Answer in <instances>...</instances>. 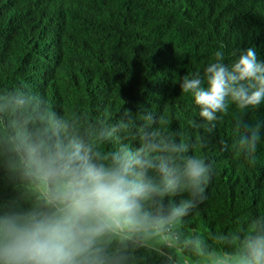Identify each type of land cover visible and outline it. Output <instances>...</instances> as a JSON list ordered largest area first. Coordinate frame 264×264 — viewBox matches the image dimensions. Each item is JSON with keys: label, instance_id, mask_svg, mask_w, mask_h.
Masks as SVG:
<instances>
[{"label": "clouds", "instance_id": "obj_1", "mask_svg": "<svg viewBox=\"0 0 264 264\" xmlns=\"http://www.w3.org/2000/svg\"><path fill=\"white\" fill-rule=\"evenodd\" d=\"M215 53L203 75L179 84L212 133L235 104L264 102V61L247 48L231 64ZM205 84L207 86H205ZM162 115L125 109L106 115L57 111L26 84L0 90V264H264V212L234 229L186 232L207 199L214 161L190 154ZM261 123L237 117L235 155L255 165ZM227 147V146H226Z\"/></svg>", "mask_w": 264, "mask_h": 264}, {"label": "trees", "instance_id": "obj_2", "mask_svg": "<svg viewBox=\"0 0 264 264\" xmlns=\"http://www.w3.org/2000/svg\"><path fill=\"white\" fill-rule=\"evenodd\" d=\"M247 48L264 61V0H0V90L26 84L57 111L113 122L125 109L153 112L177 139L205 138L190 154L214 161L215 173L184 220L189 233L227 232L264 212V127L254 166L231 147L237 117L264 125V102L244 112L230 103L205 133L179 86L217 51L231 64ZM0 193L11 194L2 179Z\"/></svg>", "mask_w": 264, "mask_h": 264}]
</instances>
